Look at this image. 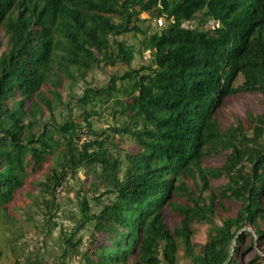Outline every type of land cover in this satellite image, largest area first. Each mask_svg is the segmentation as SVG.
Here are the masks:
<instances>
[{"label":"trees","instance_id":"obj_1","mask_svg":"<svg viewBox=\"0 0 264 264\" xmlns=\"http://www.w3.org/2000/svg\"><path fill=\"white\" fill-rule=\"evenodd\" d=\"M144 13L166 23L145 26ZM0 29V225L16 228L10 204L51 158L38 184L52 198L43 200L50 217L64 181L81 169L93 177L77 192L80 216L60 238L57 264L73 254L77 264H178L180 250L187 264H261L258 253L250 262L237 255L247 237L264 242V113L248 117L249 135L241 123L222 128L221 106L241 90L264 98V0H0ZM129 33L142 36L149 65L132 66L138 50L120 39ZM116 64L127 70L100 87L87 82L95 67ZM66 87L79 116L66 115ZM109 100L122 124L94 130V109ZM117 135L133 149L122 150ZM221 148L224 165L205 172L203 157ZM208 175L226 183L202 196ZM89 193H100L99 212ZM231 202L240 205L234 217ZM195 224L207 226L202 244ZM84 228L91 236L79 251ZM13 236L12 264H46Z\"/></svg>","mask_w":264,"mask_h":264},{"label":"rangeland","instance_id":"obj_2","mask_svg":"<svg viewBox=\"0 0 264 264\" xmlns=\"http://www.w3.org/2000/svg\"><path fill=\"white\" fill-rule=\"evenodd\" d=\"M141 18L147 20L145 26L160 27L158 20L148 14H142ZM165 24V22H164ZM197 22L190 23L191 26H195ZM213 23L209 22L206 27H212ZM120 39L126 41L129 45H133L138 50L135 60L132 62V66L140 68L141 66L149 65L151 62V56L148 51L140 50V42L142 40L141 35L127 34ZM7 38L4 31L0 29V54L6 48ZM126 67L116 64L114 66H103L101 68L95 67L87 78V82L92 87H100L107 84L109 77L114 74H122ZM244 82V78L241 75L234 77L232 85L235 88H240ZM85 89L83 82H80L77 86L73 87L72 94L74 96H80ZM67 87L62 90V95L65 101H69L72 112H67L66 115L72 114L74 117L79 116L81 113L78 106L68 96ZM113 101L109 100L107 106L95 108L97 115H93L90 119L94 130H106L109 127H119L122 124V120L112 114ZM222 112V128H236L238 123L244 125V130L251 135V131L248 122V117H255L264 113V98L259 92H252L241 90L235 92L230 98H228L221 106ZM61 109L59 108L55 117L57 121L61 119ZM116 140L120 142V148L124 151L133 149L132 141L125 135H117ZM227 151L222 148L218 152H212L206 155L202 159V168L205 172H212L219 169L225 163ZM53 166V161L45 162L40 171L27 179L25 187L19 191L9 207V214L16 222V228H12L11 225H0V264H12L14 262V254L11 251V240L17 237L20 238V243L25 245V255L38 254L42 256L46 264H57V257L61 254L60 238L64 235H70L73 233L76 221L80 216V208L77 203V192L81 187L87 188L89 183L93 181V177L87 175L84 169L78 170L77 174L73 177H69L63 182V185L56 190L55 206L51 209V215L47 213L43 200H51V196L42 193L38 184L43 182V175L46 174L49 167ZM201 188L202 183L199 181ZM226 183L224 176L216 177L208 175V187L201 189L202 196H208L211 193H218L220 188ZM200 191V190H199ZM100 193L88 194L90 207L93 212H99L100 206L93 200L94 196H99ZM107 196H104V202H106ZM240 205L236 202L229 203V216L234 217L239 210ZM173 217L168 216L166 222L170 227L173 226ZM217 224H221L220 218L216 219ZM44 225H47L46 227ZM92 225L89 224V227ZM244 230L253 233L251 227H247ZM207 226L201 224H195L193 226V242L202 244L206 240ZM21 236V237H20ZM91 236V232L84 228L77 232L76 239L81 240L82 243L79 246V251H83ZM253 243H257L253 247ZM245 245L249 247L237 255L244 262H250L254 260L256 253L260 254L262 258L261 264H264V242H259L252 237H247ZM183 250L179 251L178 264H187V261L183 258ZM79 256L73 254L68 260L69 264H77Z\"/></svg>","mask_w":264,"mask_h":264},{"label":"built area","instance_id":"obj_3","mask_svg":"<svg viewBox=\"0 0 264 264\" xmlns=\"http://www.w3.org/2000/svg\"><path fill=\"white\" fill-rule=\"evenodd\" d=\"M158 22H159V24L162 26V25L164 24L165 20H164V19H159ZM165 23H166V22H165ZM88 139H89V138H88L86 135H83V136H82V141H84V140H88Z\"/></svg>","mask_w":264,"mask_h":264}]
</instances>
